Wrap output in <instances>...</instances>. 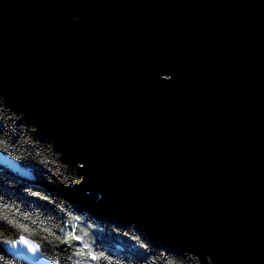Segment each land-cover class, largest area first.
Here are the masks:
<instances>
[{"label": "water", "instance_id": "obj_1", "mask_svg": "<svg viewBox=\"0 0 264 264\" xmlns=\"http://www.w3.org/2000/svg\"><path fill=\"white\" fill-rule=\"evenodd\" d=\"M0 96L78 167L76 203L203 264H264V0H0Z\"/></svg>", "mask_w": 264, "mask_h": 264}, {"label": "trees", "instance_id": "obj_2", "mask_svg": "<svg viewBox=\"0 0 264 264\" xmlns=\"http://www.w3.org/2000/svg\"><path fill=\"white\" fill-rule=\"evenodd\" d=\"M0 151L32 171L23 179L0 167V264H21L3 249L20 237L34 241L56 264H203L139 225L73 201L65 190L81 182L78 167L67 164L1 96ZM70 232L82 240L68 242ZM84 244L103 258L77 255Z\"/></svg>", "mask_w": 264, "mask_h": 264}, {"label": "snow or ice", "instance_id": "obj_3", "mask_svg": "<svg viewBox=\"0 0 264 264\" xmlns=\"http://www.w3.org/2000/svg\"><path fill=\"white\" fill-rule=\"evenodd\" d=\"M166 79H172V76H168L166 77ZM82 238L80 236L74 235L73 233H68L67 234V241H81ZM21 242L24 243L26 246L29 247V249L33 252L36 251L38 245L33 244L31 241L24 239L23 237H21ZM77 255H83L86 258H89L92 261H98L100 259L103 258V253L97 255L92 248L90 247V245L88 244H84L83 245V249L81 251L77 252Z\"/></svg>", "mask_w": 264, "mask_h": 264}]
</instances>
